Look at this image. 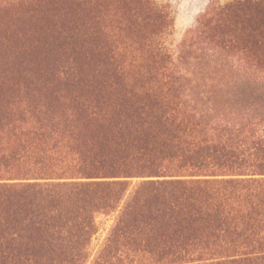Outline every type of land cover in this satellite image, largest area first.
<instances>
[{
    "label": "trees",
    "instance_id": "trees-1",
    "mask_svg": "<svg viewBox=\"0 0 264 264\" xmlns=\"http://www.w3.org/2000/svg\"><path fill=\"white\" fill-rule=\"evenodd\" d=\"M171 26L0 0V264H264V0Z\"/></svg>",
    "mask_w": 264,
    "mask_h": 264
},
{
    "label": "rangeland",
    "instance_id": "rangeland-1",
    "mask_svg": "<svg viewBox=\"0 0 264 264\" xmlns=\"http://www.w3.org/2000/svg\"><path fill=\"white\" fill-rule=\"evenodd\" d=\"M156 3L164 7L170 14L172 26L166 34L164 40L167 46L175 54L188 55L203 46L202 41L197 38L195 33L203 16L210 12L214 7L234 1V0H155Z\"/></svg>",
    "mask_w": 264,
    "mask_h": 264
}]
</instances>
